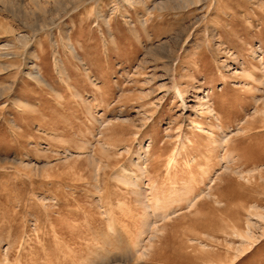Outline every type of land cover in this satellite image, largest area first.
Returning a JSON list of instances; mask_svg holds the SVG:
<instances>
[{
  "label": "rangeland",
  "instance_id": "rangeland-1",
  "mask_svg": "<svg viewBox=\"0 0 264 264\" xmlns=\"http://www.w3.org/2000/svg\"><path fill=\"white\" fill-rule=\"evenodd\" d=\"M256 214L264 0L0 1V264H264Z\"/></svg>",
  "mask_w": 264,
  "mask_h": 264
},
{
  "label": "bare ground",
  "instance_id": "bare-ground-1",
  "mask_svg": "<svg viewBox=\"0 0 264 264\" xmlns=\"http://www.w3.org/2000/svg\"><path fill=\"white\" fill-rule=\"evenodd\" d=\"M1 1V0H0ZM6 1V0H5ZM10 1V0H9ZM8 2V1H7ZM3 3V2H2ZM13 4V3H12ZM10 6V5H9ZM1 47H3V46H1ZM183 98V97H182ZM207 107H209L208 105H207ZM206 109V108H205ZM210 109V108H209ZM208 111V110H207ZM225 140V139H224ZM179 151H181V149L179 150ZM177 153V152H176ZM136 165V164H135ZM138 166V168H139V170H144V168H143V166L142 165H137ZM116 177L118 178V180H121V181H126L127 179H128V177H127V179H126V176H125V174H116ZM130 179V178H129ZM229 179V178H228ZM130 181H131V179H130ZM126 183H128V184H130L128 181H126ZM133 183V182H132ZM135 184V183H134ZM134 184H132L133 186H134ZM131 185V184H130ZM151 185H153L152 183H151ZM136 186V185H135ZM150 191H151V189H150ZM185 191V190H184ZM152 192V191H151ZM179 193H181V191L179 192ZM179 193H177L178 195H179ZM183 193H185V192H183ZM183 193H181L182 195H183ZM190 193V192H189ZM136 194H137V192H136ZM152 194H154V193H152ZM180 194V195H181ZM201 194V193H200ZM167 195V194H166ZM165 195V196H166ZM172 195V194H171ZM185 195V194H184ZM187 195H188V192H187ZM153 196H155V195H153ZM158 196V195H157ZM173 196H175V195H173ZM177 196V195H176ZM195 196H198V194H196V195H193L191 198H189V197H186V199H183L182 198V200H186L188 203H190L193 199H194V197ZM172 197V196H171ZM183 197V196H182ZM185 197V196H184ZM175 198V197H174ZM197 198V197H196ZM195 198V199H196ZM156 199H158V198H156ZM167 198H165L164 200H166ZM168 199H170V198H168ZM181 199V197H176V200H174V201H178V200H180ZM162 200V199H161ZM170 200H172V199H170ZM170 200H169V203L167 202V203H161L160 201H159V199L156 201V202H154V205L156 204V206H155V208L158 210V212L155 210V211H153V212H155L154 214H156V213H158V215L161 217V219H164V218H166L170 213H172L173 211H171L170 212V209L171 210H173L171 207H170ZM154 201H155V199H154ZM163 201V200H162ZM173 201V202H174ZM166 202V201H165ZM172 202V203H173ZM172 205V204H171ZM177 210V209H176ZM256 216H257V218H259L261 221H262V223L264 224V214H256ZM145 219V218H144ZM147 219V218H146ZM148 221V220H147ZM146 220L144 221V222H147ZM145 224V223H144ZM143 224V226H147L146 224L144 225ZM252 226H253V223L251 222V221H248L247 222V224H246V227H247V230L246 231H244V232H239L238 233V235L241 237V239L242 240H244V241H249V240H251V239H253L254 238V234H253V232H252V230H251V228H252ZM151 228V227H150ZM158 227H156V233H159L158 231L160 230V229H157ZM143 229H145L144 227H143ZM141 231L139 232L140 234H142V233H144V232H146L145 230H142V229H140ZM154 231V230H153ZM161 231V230H160ZM263 232H264V230H263ZM138 233V234H139ZM261 234H264V233H261ZM142 235H144V234H142ZM138 236H141V235H138ZM137 238V241H135L134 243H136V245H137V243H139L140 241H139V239H141V237L140 238H138V237H136ZM105 240H107L106 238H105ZM139 241V242H138ZM192 243V242H191ZM135 245V246H136ZM200 246H201V243H200ZM134 247V246H133ZM91 251V250H90ZM180 256V255H179ZM181 258V257H180ZM178 259V258H177ZM95 260H98V258L97 259H94V258H92V259H90L89 261H90V263H95L96 261ZM100 260V259H99ZM111 261V260H110ZM85 264V263H84Z\"/></svg>",
  "mask_w": 264,
  "mask_h": 264
}]
</instances>
